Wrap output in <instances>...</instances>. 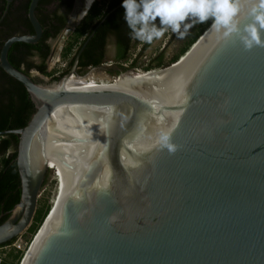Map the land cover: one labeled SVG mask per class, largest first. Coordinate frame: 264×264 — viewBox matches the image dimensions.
I'll return each mask as SVG.
<instances>
[{"label":"water","instance_id":"obj_1","mask_svg":"<svg viewBox=\"0 0 264 264\" xmlns=\"http://www.w3.org/2000/svg\"><path fill=\"white\" fill-rule=\"evenodd\" d=\"M36 4L27 8L32 34L0 47V69L34 107L23 127L0 131L17 136L20 189L0 223V245L30 226L51 171L44 126L54 109L73 107L91 121L64 135L72 140L52 204L18 264H264V47L245 51L209 26L177 61L154 69L181 61L168 75L150 70L124 88L64 90L71 75L83 76L75 70L88 38L54 83H36L7 60L13 43L40 38ZM89 6L79 15L84 5L74 0L48 60ZM161 132L174 152L161 147Z\"/></svg>","mask_w":264,"mask_h":264},{"label":"trees","instance_id":"obj_2","mask_svg":"<svg viewBox=\"0 0 264 264\" xmlns=\"http://www.w3.org/2000/svg\"><path fill=\"white\" fill-rule=\"evenodd\" d=\"M42 3L44 1H39L37 7H40ZM121 4L122 0H93L85 15L63 44L59 54V61L63 63L64 72L70 68L78 49L88 38L77 58L79 70L97 67L105 63L106 46L109 44L111 46V55L108 59L110 63V68L107 70L108 73L113 76L122 71L117 76L115 75L119 79L138 75L136 70L130 71L136 67L135 59L129 60V51L140 43L141 49H145L149 44L132 38L130 29L124 20V9ZM69 6L70 4H68ZM38 21L42 29L40 40L36 44L31 45L13 43L11 49L22 45L28 49L36 50L39 63L33 66L24 57L11 58L9 54L7 60L11 66L25 74H28L29 70H35L41 75L50 76L54 71H51L52 73L46 71L44 60L47 55L48 45H45L43 41L47 38H54L61 30L63 22L60 20L59 25L52 26L49 23H45V19H39ZM210 25V20L203 24L197 23L190 36L167 63L163 62L162 54L159 53L141 70L146 72L160 69L177 61ZM28 30L32 31L30 26H28ZM128 61L129 64L123 66ZM21 66H23V69L20 68ZM60 76L53 78V80H58ZM2 77L0 78V131L21 128L33 113V104L20 83L5 73H2ZM16 144V135L0 136V223L8 217L10 210L19 200V177L15 164ZM45 183L46 177L42 185ZM49 208V205L37 207L30 226L19 237L0 245V249L8 247V251L0 257V264H18ZM18 238L22 243V247L20 250H15L12 244Z\"/></svg>","mask_w":264,"mask_h":264},{"label":"clouds","instance_id":"obj_3","mask_svg":"<svg viewBox=\"0 0 264 264\" xmlns=\"http://www.w3.org/2000/svg\"><path fill=\"white\" fill-rule=\"evenodd\" d=\"M121 7L132 38L144 43L169 29L183 39L194 24L210 20L211 32L235 36L245 51L264 47V0H122ZM242 19L247 22L241 26ZM159 143L170 153L176 150L167 132H161Z\"/></svg>","mask_w":264,"mask_h":264},{"label":"bare ground","instance_id":"obj_4","mask_svg":"<svg viewBox=\"0 0 264 264\" xmlns=\"http://www.w3.org/2000/svg\"><path fill=\"white\" fill-rule=\"evenodd\" d=\"M82 3L84 7L81 8L79 15L92 3V0H82ZM180 62L181 61L174 64L170 69L161 71L154 70L152 74L158 73L165 75L166 73V75H168ZM134 76L140 77L139 74ZM132 77L133 76H127L123 79L113 80V78L108 77L103 72L89 71L81 77L71 75L64 81L62 88L64 90H85L100 87L124 88L125 82ZM164 78L159 77V79L154 80L151 84L161 81ZM87 115L88 113L83 114L80 110L73 107H58L53 110L44 126L43 157L46 158L47 166L51 171H54L53 166L55 165L54 175L57 173L56 182L59 176L63 154L72 140L65 138L64 135L76 136L91 121L87 118ZM32 152L33 156H31V162L34 166L39 157L35 153V149H33Z\"/></svg>","mask_w":264,"mask_h":264},{"label":"flooded vegetation","instance_id":"obj_5","mask_svg":"<svg viewBox=\"0 0 264 264\" xmlns=\"http://www.w3.org/2000/svg\"><path fill=\"white\" fill-rule=\"evenodd\" d=\"M39 1H44V3H42L40 7H37ZM29 2L30 0H0V47L3 42L11 36L32 34V31L30 32L28 30V26H30L27 16V8ZM73 3L74 0H37L36 7L34 9V15L37 21L39 19H45V23H49L52 26L59 25L60 20H62L63 22L61 30L54 38H47L43 41L45 45H48L47 55L44 60L45 65L47 63V59L51 57L56 38L58 37L62 29L66 26ZM68 4H70L69 7ZM79 21L77 22V24L79 23ZM39 40L40 38L33 44H36ZM63 44L58 52L57 57H59ZM8 54L11 58L24 57L28 62H31L33 66L39 63V58L36 50L28 49L26 47H23L22 45H19L18 47H15L13 49H11L10 46L7 51V56ZM20 68L23 69V66H21ZM30 71L32 70H29L27 75H29ZM2 73L4 72L0 69V78H3ZM32 79L35 81L33 77Z\"/></svg>","mask_w":264,"mask_h":264},{"label":"rangeland","instance_id":"obj_6","mask_svg":"<svg viewBox=\"0 0 264 264\" xmlns=\"http://www.w3.org/2000/svg\"><path fill=\"white\" fill-rule=\"evenodd\" d=\"M93 2V0H92ZM194 26L188 31V34L183 38L180 39L178 38L176 33L171 32L169 29L163 37H161L159 40H154L151 44H149L145 49H141L140 44L135 45L130 51H129V60L135 59V67L133 70H136V72L144 76L145 72H143L141 69L144 67L146 64L150 63L151 60L156 56L157 54H162V60L164 63H167L169 59L176 53L178 52L179 48L183 45V43L187 40V38L190 36L192 33ZM141 42V41H140ZM111 55V46L107 44L106 46V60L105 63L101 64V67L97 68H86L83 70H79L78 68L75 70V72L78 75H84L88 73L89 71H94V72H103L106 74L108 77L113 78V80H118L116 76H112L108 73V68H110V63H109V57ZM46 71L52 73L51 71H54L52 75L50 76H45L41 75L35 71H30L29 75L32 76L35 79L36 83L39 84H49V83H54L55 80L53 78L59 77L60 75L62 76L64 72V67L63 63L59 61V57L55 59V61L48 60L46 61ZM129 64V61L124 63L123 66H127ZM122 72V71H120ZM61 73V74H60ZM119 73V72H118ZM53 169L55 171V165L53 166ZM54 171H49L46 173V183L43 185L42 192L40 193V196L37 198V205L36 208L42 205H49L51 206L52 204V197H53V189L56 184V174L54 175ZM19 237V236H18ZM16 242L21 243L20 239L18 238ZM15 242V243H16ZM26 250V249H25ZM8 251V247L1 248L0 249V257L5 254V252Z\"/></svg>","mask_w":264,"mask_h":264},{"label":"built area","instance_id":"obj_7","mask_svg":"<svg viewBox=\"0 0 264 264\" xmlns=\"http://www.w3.org/2000/svg\"><path fill=\"white\" fill-rule=\"evenodd\" d=\"M12 246L14 247L15 250H20L21 247H22V245L20 243H18V242L13 243Z\"/></svg>","mask_w":264,"mask_h":264}]
</instances>
